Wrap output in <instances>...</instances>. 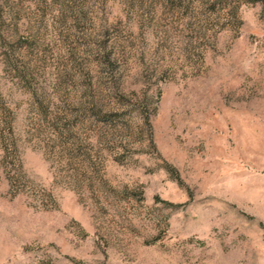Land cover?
<instances>
[{"label":"rangeland","instance_id":"374dc122","mask_svg":"<svg viewBox=\"0 0 264 264\" xmlns=\"http://www.w3.org/2000/svg\"><path fill=\"white\" fill-rule=\"evenodd\" d=\"M0 264H264V0H0Z\"/></svg>","mask_w":264,"mask_h":264}]
</instances>
